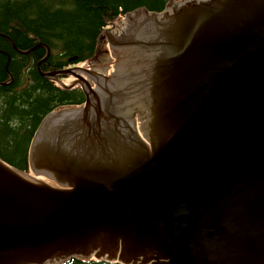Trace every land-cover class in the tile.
<instances>
[{"label":"water","instance_id":"95a60500","mask_svg":"<svg viewBox=\"0 0 264 264\" xmlns=\"http://www.w3.org/2000/svg\"><path fill=\"white\" fill-rule=\"evenodd\" d=\"M116 25L83 107L42 118L31 173L0 160V264H264V0Z\"/></svg>","mask_w":264,"mask_h":264},{"label":"trees","instance_id":"16d2710c","mask_svg":"<svg viewBox=\"0 0 264 264\" xmlns=\"http://www.w3.org/2000/svg\"><path fill=\"white\" fill-rule=\"evenodd\" d=\"M168 0H0V159L27 171L33 134L48 113L81 104L38 72L95 56L104 29L139 8L160 13ZM47 46L51 55H46ZM67 264H109L71 260Z\"/></svg>","mask_w":264,"mask_h":264},{"label":"rangeland","instance_id":"374dc122","mask_svg":"<svg viewBox=\"0 0 264 264\" xmlns=\"http://www.w3.org/2000/svg\"><path fill=\"white\" fill-rule=\"evenodd\" d=\"M122 21H123V19H120V20L118 21V23H120V22H122ZM71 81H72L71 78H68V79H64V80H63V82L66 83V84L71 83Z\"/></svg>","mask_w":264,"mask_h":264},{"label":"flooded vegetation","instance_id":"af4514ba","mask_svg":"<svg viewBox=\"0 0 264 264\" xmlns=\"http://www.w3.org/2000/svg\"><path fill=\"white\" fill-rule=\"evenodd\" d=\"M75 66H76V65H75ZM75 66H73V67H75ZM72 82H73V83L75 82L74 78H72ZM74 88H79V87L76 85ZM72 89H73V88H72Z\"/></svg>","mask_w":264,"mask_h":264}]
</instances>
